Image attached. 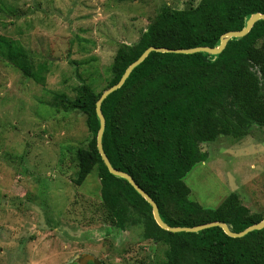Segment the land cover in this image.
Wrapping results in <instances>:
<instances>
[{"label": "rangeland", "instance_id": "obj_1", "mask_svg": "<svg viewBox=\"0 0 264 264\" xmlns=\"http://www.w3.org/2000/svg\"><path fill=\"white\" fill-rule=\"evenodd\" d=\"M200 2L0 0V264H80L86 255L99 264L165 259L167 247L144 237V218L136 214L126 230L112 224L97 170L83 185L73 182L75 149L90 133L86 116L61 103L83 83L103 91L119 46L136 44L163 7L188 10ZM13 41L46 77L44 85L10 63ZM156 75L200 114L210 112L174 70L165 65ZM201 147L209 158L184 178L191 199L213 209L238 193L252 213L264 214V128H233Z\"/></svg>", "mask_w": 264, "mask_h": 264}, {"label": "trees", "instance_id": "obj_2", "mask_svg": "<svg viewBox=\"0 0 264 264\" xmlns=\"http://www.w3.org/2000/svg\"><path fill=\"white\" fill-rule=\"evenodd\" d=\"M257 13L264 14V0H201L188 10L165 6L136 44L119 46L103 91L83 83L76 88L74 99L63 96L62 110L84 114L90 133L87 144L75 149L78 173L73 182L81 186L97 170L102 206L112 224L126 230L136 223L137 214L145 220L144 237L167 247L165 259L155 264H264V229L243 238L230 237L220 227L198 233L162 229L147 199L105 165L97 147L100 119L96 104L148 48H218L224 34L245 29ZM8 59L26 77L46 83V77L34 71L21 43L10 44ZM165 65L191 91L188 95L200 98L210 112L200 114L157 81L156 71ZM102 112L106 118L103 145L113 167L132 176L155 200L168 225L222 222L239 233L264 220V214L252 213L238 193L230 194L217 208H207L191 199V189L184 181L196 164L209 158L202 143L213 142L218 133L233 128L246 134L254 127L264 128V20L245 37L232 38L219 55L151 53L103 102Z\"/></svg>", "mask_w": 264, "mask_h": 264}, {"label": "water", "instance_id": "obj_3", "mask_svg": "<svg viewBox=\"0 0 264 264\" xmlns=\"http://www.w3.org/2000/svg\"><path fill=\"white\" fill-rule=\"evenodd\" d=\"M260 20H264V14L261 13H257L255 15H253L248 23L245 29L241 30V31H231L228 32L226 34H224L222 36V40H221V44L218 48H210V47H197V48H192V49H167V48H156V47H150L148 48L142 55L141 57L135 61L124 73V75L122 76V78L120 79V81L114 85L113 87L107 89L100 97V99L98 100L97 104H96V112L97 115L100 119V129L97 135V147L99 150V153L105 163V165L107 166L108 170L110 171V173L116 177H121L126 179L134 188L135 190L145 199H147L148 203L152 206V211H153V217L156 221V223L164 230L172 232V233H181V232H190V233H198L200 231L209 229V228H213V227H220L224 230V232L233 238H243L246 235H248L249 233L256 231V230H262L264 229V220L261 221L260 223H257L255 225H252L251 227L247 228L246 230L239 232V233H235L233 231H231V229L228 227L227 224L222 223V222H211L208 224H203V225H199L196 227H172L170 225H168L161 217L160 215V210H159V206L158 204L155 202V200L149 195L147 194L134 180V178L132 176H130L129 174L122 172L116 168L113 167L111 161L109 160L105 150H104V145H103V135H104V131L106 128V118L102 112V104L103 102L114 92H116L118 89H120L125 82L127 81V79L129 78V76L131 75V73L133 72V70L135 68H137L141 63H143L147 57L153 53V52H161V53H175V54H185V55H190V54H195V53H200V52H204V53H208L211 55H219L221 54L228 42L232 39V38H243L245 37L254 27V25L260 21ZM96 260V257L93 255H86L84 256L81 261L80 264H88L89 262H94Z\"/></svg>", "mask_w": 264, "mask_h": 264}]
</instances>
